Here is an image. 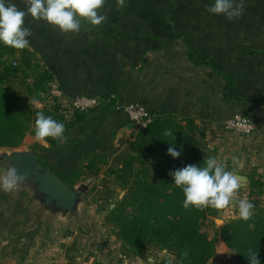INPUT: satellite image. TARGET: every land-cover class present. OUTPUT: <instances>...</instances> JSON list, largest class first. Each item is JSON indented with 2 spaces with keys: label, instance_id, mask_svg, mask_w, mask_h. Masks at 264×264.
Returning a JSON list of instances; mask_svg holds the SVG:
<instances>
[{
  "label": "crops",
  "instance_id": "1",
  "mask_svg": "<svg viewBox=\"0 0 264 264\" xmlns=\"http://www.w3.org/2000/svg\"><path fill=\"white\" fill-rule=\"evenodd\" d=\"M12 2L26 11L23 0ZM213 3L125 0L119 8L116 0H107L102 9L107 15L104 23L92 26L82 21L79 34L67 35L27 15L25 27L32 30L27 48L34 53L39 70H50L51 81L62 87L59 114L69 125L59 147L37 142L30 132L24 139L26 146L49 147L38 152L63 179L73 178L79 170L86 182L79 181L80 187L97 181L98 187L110 189L98 176L109 173L128 154L129 141L139 128L121 108L139 101L154 115L182 122L192 119L203 133L204 149L226 170L247 177L239 189L240 198L248 199L251 183L262 182L264 208V0H243V15L231 21L207 12L206 6ZM28 72L32 84L38 73ZM81 93L100 100L85 115L70 104ZM32 102L37 109L50 104L46 98ZM235 112L250 116L257 129L250 135L226 129L225 120ZM101 156L107 162L97 164L91 174L89 163ZM34 211L26 192L0 191V264L155 262L151 253L139 255L121 241L115 247L100 240L92 249L95 254H90L84 247L98 240L93 229L81 237L84 224L37 218ZM216 218L209 216L207 221ZM162 252L153 250L157 256H166V250Z\"/></svg>",
  "mask_w": 264,
  "mask_h": 264
},
{
  "label": "trees",
  "instance_id": "2",
  "mask_svg": "<svg viewBox=\"0 0 264 264\" xmlns=\"http://www.w3.org/2000/svg\"><path fill=\"white\" fill-rule=\"evenodd\" d=\"M19 52L20 57L17 56ZM39 67L29 48L17 50L0 43V148L19 147L28 132L34 134L37 112H43L45 116L63 123L66 137L69 124L59 114V103L37 109L31 100L47 99L50 93L51 72L39 70ZM28 70L38 73L32 84L28 83ZM19 77L26 80L23 83L28 88L26 94H21L14 84L13 80ZM92 109L84 110L83 114ZM131 123L137 127L134 122ZM168 130L173 135L165 136ZM202 135L201 129L192 119L182 122L171 116L154 115L150 125L139 129L138 135L129 141L128 154L120 159L117 166L109 168L121 180L124 194L112 207L113 203H110L106 219L116 227L117 237L134 253L144 255L142 249L148 248L150 241V252L166 249V256L151 264H210L216 257L219 244L232 250L233 264H249V249L257 252L258 259L264 264L261 181L251 183L248 193V200L255 205L252 218L245 221L235 211L231 220L216 226L214 233L208 230L210 222L207 220L209 216H220L224 209L183 207L182 188L175 185L169 173L188 164L205 166L203 161L213 157L204 149ZM47 141L50 147L64 144V139L47 138ZM169 147L181 152V156L173 158L168 154ZM39 148L46 151L49 147L37 146L33 150L40 164L50 167L38 152ZM98 162L105 163L107 159L101 156L91 161L88 166L90 173L93 167L97 168ZM83 174L79 170L74 172L76 178ZM66 181L76 188L75 179ZM84 194L87 196L86 192Z\"/></svg>",
  "mask_w": 264,
  "mask_h": 264
},
{
  "label": "clouds",
  "instance_id": "3",
  "mask_svg": "<svg viewBox=\"0 0 264 264\" xmlns=\"http://www.w3.org/2000/svg\"><path fill=\"white\" fill-rule=\"evenodd\" d=\"M107 0H23L26 11L21 10L12 0H0V43L7 47L23 50L30 46L28 39L32 30L25 27V17L30 15L34 20H44L57 28L61 33L79 34L82 21L92 26H99L107 20L102 14ZM119 8L125 6V0H116ZM206 11L223 15L229 21L239 19L243 15V0H214ZM65 125L57 122L43 112L36 113L35 140L47 143V138L63 141ZM165 136L173 135L171 130ZM168 154L173 158L181 156V152L173 147L168 148ZM234 162L239 163L238 160ZM205 166L188 164L170 172L177 187L182 188L184 194L183 207H195L199 210L213 208L223 210L228 207H237L241 219L248 221L253 216L255 205L247 198L239 197L242 187L240 178L233 172L225 169L215 157H208L203 161ZM242 167V164L240 165ZM26 173H18L14 166H9L3 175H0V190L11 192L26 181ZM249 264H261L258 253L249 249Z\"/></svg>",
  "mask_w": 264,
  "mask_h": 264
},
{
  "label": "water",
  "instance_id": "4",
  "mask_svg": "<svg viewBox=\"0 0 264 264\" xmlns=\"http://www.w3.org/2000/svg\"><path fill=\"white\" fill-rule=\"evenodd\" d=\"M122 110L125 107L121 108ZM9 166H14L18 173H26V181L14 191H24L28 195V204L35 207L34 215L47 220L83 223V210L88 204L83 187H73L50 167L42 166L33 148H0V175ZM244 185L246 176L237 174ZM4 192L3 190H0ZM10 193V192H7ZM216 221H222L217 217Z\"/></svg>",
  "mask_w": 264,
  "mask_h": 264
},
{
  "label": "rangeland",
  "instance_id": "5",
  "mask_svg": "<svg viewBox=\"0 0 264 264\" xmlns=\"http://www.w3.org/2000/svg\"><path fill=\"white\" fill-rule=\"evenodd\" d=\"M13 81H14V84L18 87V90L21 94L28 93V88H22V87H27V85L25 86V84H23L24 82H26V80H23V78L19 77L18 79L13 80ZM32 99H34V98H31V100ZM26 145H28V144L23 142L22 145H20V147H24ZM148 154H149V151H148ZM42 163H44V162H42ZM105 163L98 162L97 164H98V166H101V164L105 165ZM108 168H109V166H108ZM108 171H109V173H107V174L104 173L102 176H98V179L100 180L101 183L107 184L110 189H108V188L102 189V187H98L99 183L97 181H95V183H92L93 185H91V183H89L90 184L89 186L84 187V189H85L84 191L87 193L88 204L85 206V209L83 210V212H84L83 216H84L85 221L83 223H81L82 225L84 224L83 229H81L82 233H79V232L78 233H79V236L82 234L81 237H84L83 235L86 234V231L91 228V229H93V232L95 234H97L96 238H98V240L93 241L94 243L92 245L89 244V245H85V247H84V248H86L85 250H87V252L90 254L91 253L95 254V252L92 251V249L99 244L98 241H100V240L103 243L114 244L115 247L117 245V242H119V241L123 242L121 239H119L117 237L116 227H114V225L111 221H108L106 219V215L109 213L110 203L111 202L113 203L111 205V207H112L114 205V203H116L118 201V198L122 197L124 194L123 188L121 186V180L116 176L115 173L110 171V169ZM73 179H75L74 183L77 184L76 185L77 187H80V185L85 182V178L82 175L77 177V178H76V176H74ZM79 181H81L82 183H80ZM90 208H91V212H90ZM228 208L229 209H226L220 216H218L219 218L222 219V221H215L214 219H212L213 221H211L209 226L207 227L211 233H214L216 226H221L225 222H227L228 220H231L230 217L232 216V214H234L235 210H238L237 208L235 209V207H234V209L230 208V207H228ZM93 213L96 216L92 215ZM100 213H105L106 215L104 217L99 218L97 215ZM236 215H239V213ZM215 217H217V216H215ZM96 219H97V221H96ZM95 221H96V224L93 225L95 223ZM85 224H87V225H85ZM78 233H77V235H78ZM75 242H77V237H76ZM103 243H101V244H103ZM148 245H149V247L146 249H142V251H144L147 254L151 253V255L153 256V258L155 260L161 261V259L164 258L161 254H159L160 256H157L156 254H154L153 252H150V250H148L150 248V246H152L151 241L148 243ZM120 248H121V246H120ZM120 248H117V249H120ZM161 253L164 254V252H162V251H161ZM101 256H105V255L101 254ZM121 256H124V255H121ZM111 257H113V255ZM170 258H172V257H170ZM231 258H232V250L228 249L223 244H219V247H218V250L216 253V257L210 261V264H233ZM146 261L150 262L147 259H146Z\"/></svg>",
  "mask_w": 264,
  "mask_h": 264
},
{
  "label": "built area",
  "instance_id": "6",
  "mask_svg": "<svg viewBox=\"0 0 264 264\" xmlns=\"http://www.w3.org/2000/svg\"><path fill=\"white\" fill-rule=\"evenodd\" d=\"M17 64V61H14ZM64 95L62 87L56 80L50 82V93L47 100L50 104H55ZM71 107L84 111L90 108H94L100 104V100L91 95L77 94L70 102ZM125 112L128 118L136 124L139 129L147 128L154 120V114L148 110V108L139 101H131L125 105ZM224 126L228 130L235 131L240 135H250L257 129V123L250 116L243 112H235L229 116Z\"/></svg>",
  "mask_w": 264,
  "mask_h": 264
}]
</instances>
